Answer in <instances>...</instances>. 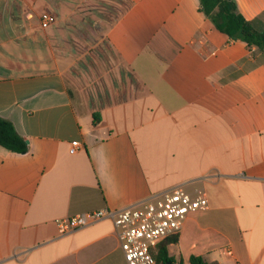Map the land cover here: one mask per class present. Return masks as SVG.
<instances>
[{"label":"crops","instance_id":"1","mask_svg":"<svg viewBox=\"0 0 264 264\" xmlns=\"http://www.w3.org/2000/svg\"><path fill=\"white\" fill-rule=\"evenodd\" d=\"M109 2L0 0V118L27 143L0 147V264H126L109 219L64 236L57 221L175 187L207 206L168 246L174 264H264V52L220 33L198 0ZM232 2L264 26V0ZM117 3L103 33L114 87L70 47Z\"/></svg>","mask_w":264,"mask_h":264},{"label":"built area","instance_id":"2","mask_svg":"<svg viewBox=\"0 0 264 264\" xmlns=\"http://www.w3.org/2000/svg\"><path fill=\"white\" fill-rule=\"evenodd\" d=\"M39 22L40 27L46 28L55 19L50 13H43ZM78 149L79 143L72 141L69 152L75 153ZM206 206L205 196L190 195L175 187L121 209L103 208L61 219L57 221V230L64 236L109 219L126 264H155L152 250L165 239L176 236L190 213Z\"/></svg>","mask_w":264,"mask_h":264},{"label":"trees","instance_id":"3","mask_svg":"<svg viewBox=\"0 0 264 264\" xmlns=\"http://www.w3.org/2000/svg\"><path fill=\"white\" fill-rule=\"evenodd\" d=\"M200 11L214 27L231 40H240L247 48L264 52V26L257 20H246L237 12L232 0H198ZM128 6L127 3L124 4ZM99 122L97 113H92V124ZM0 147L14 153L27 151L26 141L15 131L13 125L0 118ZM176 243V236L169 237L158 244L152 255L155 264H174L168 255V246ZM189 264H211L201 257H190Z\"/></svg>","mask_w":264,"mask_h":264},{"label":"rangeland","instance_id":"4","mask_svg":"<svg viewBox=\"0 0 264 264\" xmlns=\"http://www.w3.org/2000/svg\"><path fill=\"white\" fill-rule=\"evenodd\" d=\"M111 1L113 2V0ZM109 3L106 5H109ZM117 5L118 8L115 6L114 12L107 13L106 9H103L98 14L94 13L93 19H91L92 22H86L87 28L81 30V32H84L86 44L70 47L74 50L76 55L84 54L86 56V59H81L77 62L81 71H83V69L86 70V72H89L88 76H92V78H94V76H101L102 74H105L104 77L108 85H113L114 87L120 86L121 81H119L117 76L116 58L103 39V33L105 32V26L112 21L118 12L122 10V7L124 8V5L121 3H117ZM96 9L94 11H96ZM75 35L77 36V34ZM92 71H94V73H91ZM95 90L97 91L96 93L98 95H102V97L103 95H108L107 100H111L113 98L121 99L127 94V91L125 92L124 89ZM87 93L89 97L93 99L91 92L87 90Z\"/></svg>","mask_w":264,"mask_h":264}]
</instances>
